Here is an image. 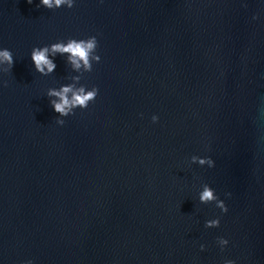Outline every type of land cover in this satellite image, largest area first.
<instances>
[{"label":"water","instance_id":"water-1","mask_svg":"<svg viewBox=\"0 0 264 264\" xmlns=\"http://www.w3.org/2000/svg\"><path fill=\"white\" fill-rule=\"evenodd\" d=\"M39 2L0 0V264H264V0ZM89 36L91 72L35 71ZM76 75L99 94L57 125L47 90Z\"/></svg>","mask_w":264,"mask_h":264},{"label":"clouds","instance_id":"clouds-1","mask_svg":"<svg viewBox=\"0 0 264 264\" xmlns=\"http://www.w3.org/2000/svg\"><path fill=\"white\" fill-rule=\"evenodd\" d=\"M33 0H27V3L31 4ZM75 0H40L37 7H45L48 10H55L60 7H66L71 9L74 7ZM246 7V5H243ZM253 20L257 19L256 15H253ZM98 40L96 36H89L86 39H74L69 38L67 41H58L50 45L42 47H33L30 52L31 62L34 65V69L40 75L47 76L52 74L56 69V64L52 58L57 55L65 56L66 63L69 64L73 71L77 73L91 72L93 69V63H99L101 57L97 54ZM14 65L13 54L9 49H0V73L8 74L11 72ZM81 75L71 77V83L62 85L58 89L50 88L47 90L46 95L51 98L49 103L55 113L58 114L56 119L57 125H63L65 123L62 117H67L74 114V110L77 108L86 109L91 102H94L99 94L97 87H92L87 90L85 86L79 85ZM3 87H7V81L0 82ZM142 115V114H141ZM152 123L158 121L157 115H152ZM190 163H197L200 166L207 165L209 168L214 166V161L211 158H200L193 155L190 158ZM231 193H225V196L230 197ZM198 200L201 204L215 203V207L219 208L222 213L227 212L225 203L218 198L215 190L209 185L203 184L202 190L198 194ZM205 228L219 227V218L210 219L205 221ZM221 251L229 241L223 237H218L216 241ZM205 246L200 245L201 251ZM24 264H33L32 260H27ZM223 264H235V261L231 259H225Z\"/></svg>","mask_w":264,"mask_h":264}]
</instances>
